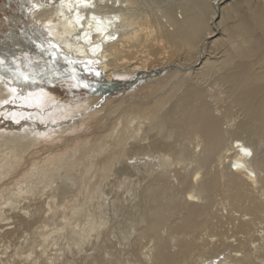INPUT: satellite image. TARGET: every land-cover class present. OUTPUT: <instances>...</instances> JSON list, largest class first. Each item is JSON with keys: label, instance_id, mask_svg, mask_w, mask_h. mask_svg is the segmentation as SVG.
Here are the masks:
<instances>
[{"label": "bare ground", "instance_id": "obj_1", "mask_svg": "<svg viewBox=\"0 0 264 264\" xmlns=\"http://www.w3.org/2000/svg\"><path fill=\"white\" fill-rule=\"evenodd\" d=\"M13 12L0 28V264H264V0ZM84 117L102 131L4 184Z\"/></svg>", "mask_w": 264, "mask_h": 264}, {"label": "rangeland", "instance_id": "obj_2", "mask_svg": "<svg viewBox=\"0 0 264 264\" xmlns=\"http://www.w3.org/2000/svg\"><path fill=\"white\" fill-rule=\"evenodd\" d=\"M11 1L13 2V6L10 7L9 9H4V7H0V28L3 27V23L7 19L6 17L9 18L14 17L13 11H17V9L24 2V0H11ZM211 38L212 36L210 37V39ZM9 60H10V64H12L13 60L10 58ZM32 78L37 79L38 77L32 75ZM77 92L84 94L83 90H77ZM71 96L77 97L79 95L72 94ZM79 120L80 119H78V121ZM102 129L103 128L101 127L100 123L97 122V117H90V118L84 117V119H82V122L75 123L71 128H69L65 132H57V130L53 129L51 132L46 134L42 139H40L36 144H34L28 149V151L25 153L23 161L20 164V167L17 170H15L13 173H11L10 178L5 179L4 184L8 185L14 182L15 180L24 178L25 174L28 173L31 166L36 162L42 161L44 159L46 160L54 156L68 152L73 149L72 148L73 146H75L79 142L87 141V139H89L92 135H96L98 131L101 132Z\"/></svg>", "mask_w": 264, "mask_h": 264}]
</instances>
